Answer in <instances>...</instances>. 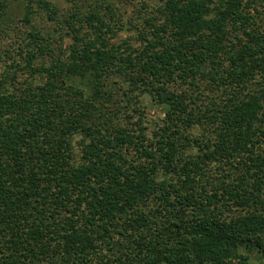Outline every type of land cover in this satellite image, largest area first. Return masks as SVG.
I'll return each mask as SVG.
<instances>
[{"label": "trees", "instance_id": "1", "mask_svg": "<svg viewBox=\"0 0 264 264\" xmlns=\"http://www.w3.org/2000/svg\"><path fill=\"white\" fill-rule=\"evenodd\" d=\"M63 1L0 0V264L264 257V0Z\"/></svg>", "mask_w": 264, "mask_h": 264}, {"label": "rangeland", "instance_id": "2", "mask_svg": "<svg viewBox=\"0 0 264 264\" xmlns=\"http://www.w3.org/2000/svg\"><path fill=\"white\" fill-rule=\"evenodd\" d=\"M54 2V4H56L59 8H66V6H68V4L66 2H64L63 0H52ZM39 22V21H38ZM52 21L47 20L45 22H41L38 25L40 27H52ZM126 33V32H125ZM124 32L120 31L118 32V38L124 36ZM148 110L149 113V117L155 118L156 116H162V112L161 109L159 107L153 106L152 108L150 107ZM253 259H254V264H264V257H262V255H256L255 251H253Z\"/></svg>", "mask_w": 264, "mask_h": 264}]
</instances>
